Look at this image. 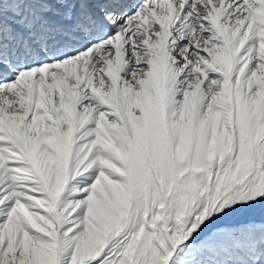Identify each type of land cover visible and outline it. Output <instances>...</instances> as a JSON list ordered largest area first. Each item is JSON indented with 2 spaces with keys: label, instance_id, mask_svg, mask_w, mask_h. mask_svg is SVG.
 Returning <instances> with one entry per match:
<instances>
[{
  "label": "snow or ice",
  "instance_id": "6c2138e0",
  "mask_svg": "<svg viewBox=\"0 0 264 264\" xmlns=\"http://www.w3.org/2000/svg\"><path fill=\"white\" fill-rule=\"evenodd\" d=\"M0 264H264V0H0Z\"/></svg>",
  "mask_w": 264,
  "mask_h": 264
}]
</instances>
